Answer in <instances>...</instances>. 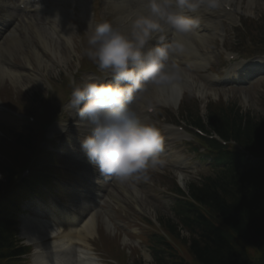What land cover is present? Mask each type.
<instances>
[{
  "label": "clouds",
  "instance_id": "1",
  "mask_svg": "<svg viewBox=\"0 0 264 264\" xmlns=\"http://www.w3.org/2000/svg\"><path fill=\"white\" fill-rule=\"evenodd\" d=\"M217 7L218 0H137L126 26L106 20L91 29L85 54L110 82L76 86L70 106L85 133L81 147L103 176H140L162 163L164 137L137 101L148 91L164 102L187 90L190 75L174 59L185 49L180 38Z\"/></svg>",
  "mask_w": 264,
  "mask_h": 264
},
{
  "label": "rangeland",
  "instance_id": "2",
  "mask_svg": "<svg viewBox=\"0 0 264 264\" xmlns=\"http://www.w3.org/2000/svg\"><path fill=\"white\" fill-rule=\"evenodd\" d=\"M237 3L241 4L242 0H235ZM234 1V2H235ZM244 8H249L256 12L260 21H264V0H254L249 3V0H245L242 3ZM27 30L26 28H24ZM29 34L32 35L34 29L31 28ZM39 39L31 36L29 40L24 43L21 48L20 55H15L13 60H11L10 65L13 66V69L16 68L18 73H21V78L18 80L12 81L11 77L8 75L3 76L0 75V109L2 104H7L9 108H13L15 111L23 110V111H35L36 106H38V99H40L43 95V92H46V88L43 85H40L36 79L33 77L37 73V71H41L43 73L49 75H61L59 71L61 70H69L72 67V59L77 57L79 51L77 50L76 43H72V46L68 47L64 43H59L60 48V57L55 56L52 51L48 50L47 52H42V56L40 57V61L34 59L32 53L28 50V45L38 44ZM233 43V42H231ZM248 44L250 41L247 42ZM213 49H210L209 52L213 53L216 50H221V46L218 43ZM66 58V62L62 63L59 59ZM27 60L31 62V66L28 65ZM264 78L261 81L255 83L247 90H231V89H219L217 91L212 90V94L208 93V97L206 99L199 96V94L195 91H189L184 93V101L181 103L179 107V116H182V110H186L189 112V117L192 119L195 118L196 113L201 111V115L203 119L206 115V105L208 104L212 108L222 107L224 113L227 115L236 114V112H244L249 113L254 116H262L264 114ZM263 83V84H262ZM262 84V87H258ZM221 99V100H220ZM220 100V101H218ZM216 103V105H215ZM208 107V106H207ZM8 108H3L0 111V126L5 125H15V121L11 119V117L6 112ZM242 110V111H241ZM185 117V116H183ZM154 120H157L156 117H152ZM186 118V117H185ZM154 123L153 120L149 121ZM16 128L20 129L19 126ZM79 134V130L77 131H69L67 134L68 139L63 142L64 152L72 153L71 149L81 150L79 146H77L70 139L73 137H77ZM2 132L0 131V137ZM3 143L12 144L11 135L6 133L4 138L2 139ZM169 146L171 151L173 152V159L176 160V163H180L181 166H195L194 153L191 151V147L189 145L181 144L177 137H170ZM83 152V151H82ZM65 153V156H66ZM66 158L71 162H67ZM63 160H60V171L54 170L56 174H52V177H56V181L58 183L64 181H71L75 184L76 179H79L76 176V173L73 171L81 170L80 165H77L76 159L70 158L67 154V157ZM63 161V162H62ZM75 163L73 164L72 162ZM68 163V165L66 164ZM197 163V162H196ZM80 168L77 170L74 167ZM199 168V167H198ZM210 169V168H209ZM188 171H193L192 168H187ZM173 168L163 169L158 171L157 169H148L144 174L149 175V178L155 183L156 187H152L147 184L141 185L138 181H132V183H127L128 187L131 188L132 184L137 186L138 192L140 195L131 192L133 194V198H129L125 196L123 193H119L118 199L121 200V206L115 204L113 200V206L110 204L106 205V210L110 209V214L108 217L111 221V228H107L105 226V216L104 212L100 211L98 216V233L94 235L93 239L90 240L91 249L96 252V256L102 257L101 261L103 264H111L113 260H116L117 264H133L138 262L139 264H147L149 263V259L146 257V253L144 252V247L148 246L147 236L150 235V231L153 229L151 227L141 228L144 223V219L147 217H152L153 219L161 218L162 220H167V218H173V222H178L175 218V213L173 212L174 202L173 195L168 193V190H171L174 186H177L178 181H180L181 173L180 171H187ZM67 171V176L65 177L64 172ZM163 174L160 176L159 174ZM209 172L204 171L203 175L208 174ZM183 183L180 184L182 189L186 190L187 181H189L193 176L190 173L183 175ZM81 183H84V180L79 179ZM60 188H56L55 194L59 196V199L62 203H68L70 200L74 199L76 195H79V192H75L72 189H65L59 184ZM113 188V187H112ZM77 189V188H75ZM71 191H74L71 194ZM108 213V212H107ZM66 232L68 227H64ZM142 229L143 234L139 235L143 240V244L139 245L136 243L140 239L135 233L134 230ZM182 238H189L190 235L184 230L181 234ZM126 240V241H125ZM187 245L188 243L185 242ZM148 248V247H147ZM185 249V248H184ZM251 252V254H253ZM186 254V250H185ZM183 254V255H185ZM254 255V254H253ZM258 256V255H257ZM256 256V257H257ZM153 264V263H150Z\"/></svg>",
  "mask_w": 264,
  "mask_h": 264
},
{
  "label": "trees",
  "instance_id": "3",
  "mask_svg": "<svg viewBox=\"0 0 264 264\" xmlns=\"http://www.w3.org/2000/svg\"><path fill=\"white\" fill-rule=\"evenodd\" d=\"M256 134V150L264 157V122L258 125ZM226 160L231 166L225 180L228 182L221 188L210 183V188L198 192L202 193L198 199L212 206L226 226L217 229L199 213L186 217L184 224L193 226L196 235L190 238L189 246L197 264H264V167L246 174L248 169L241 173L235 157ZM10 224L0 217V257L9 250ZM248 247L256 250L258 258H249Z\"/></svg>",
  "mask_w": 264,
  "mask_h": 264
},
{
  "label": "bare ground",
  "instance_id": "4",
  "mask_svg": "<svg viewBox=\"0 0 264 264\" xmlns=\"http://www.w3.org/2000/svg\"><path fill=\"white\" fill-rule=\"evenodd\" d=\"M252 0H250L251 2ZM115 7L118 8L120 11V13H124L129 9V6H132L133 4L129 1V0H116L115 1ZM131 11V10H130ZM118 12V14H120ZM130 12H127L126 14H124L122 16V18H124V20L129 16ZM123 20V21H124ZM207 27H210V23H206L204 24ZM64 27V25H63ZM65 27L62 31H60V34L55 35L54 33H49V29H42L41 31L38 30L34 35H38V37H34L39 39L38 44H36V46L34 45H28L29 47V51L32 53V55L34 56V59L37 60L38 62L40 61V57L42 56V52H47L48 50L52 51L53 54L57 57L61 54L60 52H56V47H58L54 41H56L57 43L60 41H64L66 44L71 45L72 43V38H71V34H67L65 33ZM60 30V29H59ZM198 34V36L200 37V39H203L205 37V35L200 32L197 31L196 32ZM167 35H166V40L167 41ZM25 40L28 39V36L24 38ZM182 38H180V42H181ZM10 44L8 45V47H2L0 49V57H4L6 58L8 61L13 60V58H15V55H20L21 53V48L22 46L20 45L18 47V50L15 48V42L17 40H15L13 38V40H10ZM59 45V44H58ZM190 51L189 53H193V51H198V44H194V43H190ZM54 50H53V49ZM59 48V47H58ZM57 48V49H58ZM187 52V48L183 51V52H179L181 55L183 53ZM178 54V53H177ZM176 54V55H177ZM9 63V62H8ZM28 65L31 66V62L29 60H27ZM16 71V72H15ZM0 75L6 76L8 75L9 77H11L12 81L15 82V80L20 79V76H18V72L16 70V68H8L2 64H0ZM193 81V80H192ZM194 82V81H193ZM192 87H190L189 85H186V89H190ZM198 94L202 97V98H206L208 96L207 90H203L202 88H200V86H198L197 88ZM181 95H176V99L174 100L176 104H178V100L180 98ZM123 193H125L129 198H133V195L131 194V192H128L127 189H120ZM136 192V191H135ZM113 195V194H112ZM82 199L81 198H76L75 200H73L71 202V204H69V206H64L63 208L58 207L56 204L54 206L53 209V213H49L52 220L53 221H49V220H43L44 223L43 225H36L38 227H40L41 229H39V233L43 234L42 235V240H44V238L46 237H50V236H55L52 239H55V241H49V242H43L44 246H47L44 250H39L38 248H40V246H42V244L39 243V241H36L37 239L35 238V236L39 235L38 232L32 230V231H28V226L34 224L33 222H24L22 224V231H23V236L28 237L27 242H35V249L37 250V252H35L34 255V264H99V261L97 260V258L95 257V253L93 252V250H91L90 248V244H89V238L93 237L96 234V225H97V213H95L94 211L92 213L89 212H83L82 208L83 206L81 205ZM119 205L120 202H118ZM67 211V213H66ZM45 213V211L43 210L41 213ZM84 213H87V217L88 219H86V217L84 216ZM60 221H64L67 222L68 224V228L69 231L66 233H63V229L62 226H59V222ZM54 222L57 223L58 226H54L52 228V225L50 224H54ZM46 223V224H45ZM108 223V222H107ZM35 225V224H34ZM38 239V240H40ZM79 242V243H78ZM78 243V244H76ZM77 245H81L82 247H78V249H76L74 252L72 250L73 246ZM63 248H65V250H62ZM39 251H44L42 253H39Z\"/></svg>",
  "mask_w": 264,
  "mask_h": 264
},
{
  "label": "snow or ice",
  "instance_id": "5",
  "mask_svg": "<svg viewBox=\"0 0 264 264\" xmlns=\"http://www.w3.org/2000/svg\"><path fill=\"white\" fill-rule=\"evenodd\" d=\"M233 69H236V70H238L240 72H243L244 71V67L243 66L237 68L236 65H233L232 68L230 69V71L233 70Z\"/></svg>",
  "mask_w": 264,
  "mask_h": 264
}]
</instances>
